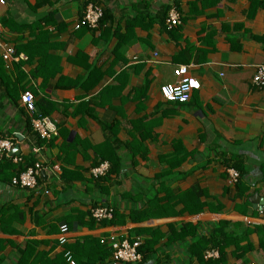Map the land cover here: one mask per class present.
I'll return each instance as SVG.
<instances>
[{"label":"crops","instance_id":"obj_1","mask_svg":"<svg viewBox=\"0 0 264 264\" xmlns=\"http://www.w3.org/2000/svg\"><path fill=\"white\" fill-rule=\"evenodd\" d=\"M90 3L103 7L101 25L77 28ZM172 7L181 24L169 29ZM0 22L25 57L7 64L0 53V136L20 133L24 157L12 161L16 172L0 160V264H17L29 244L39 264L74 246L82 264L99 261L92 239L112 233L142 239V259L123 264H201L189 252L194 237L171 241L172 229L192 223L197 237L210 236L222 221L239 246L253 248L229 244L219 264H264L256 230L264 225V87L253 83L264 63V0H4ZM184 64L201 87L186 103L169 102L161 87ZM27 88L57 121L49 141L20 103ZM35 161L44 188L7 180ZM101 161L111 170L97 179L91 170ZM237 167L232 185L227 169ZM193 188L199 198L184 196ZM191 203L202 210L186 209ZM99 205L112 206L114 219L94 220ZM143 209L151 216L133 222Z\"/></svg>","mask_w":264,"mask_h":264},{"label":"built area","instance_id":"obj_2","mask_svg":"<svg viewBox=\"0 0 264 264\" xmlns=\"http://www.w3.org/2000/svg\"><path fill=\"white\" fill-rule=\"evenodd\" d=\"M4 3V0H0ZM104 16V9L101 6L90 3L87 5L83 12L82 19L77 24V28L81 26H87L91 29L99 27L100 21ZM181 24L180 14L177 12L175 7H172L169 11V17L167 19V27L172 29ZM0 53L4 61L9 62L25 58L23 55L17 53L15 46L3 37V26L0 22ZM191 65H179L175 69V75L177 77L176 82L165 84L161 87V93L163 97L174 103H186L190 100L191 95L195 89H200L201 83L189 75V68ZM253 83L258 87H264V63L258 64L255 67L253 76ZM20 103L23 105L28 115L30 116L31 126L35 134L42 140H51L56 137L59 133L57 121L50 115L42 113L36 102V95L31 89L22 91L20 95ZM19 134L13 133L6 136L0 137V160H11L14 163L24 162V157L20 152H16V147L19 143ZM39 147L34 148V152H40ZM110 164L108 161L100 162L96 167L91 170V175L95 178L102 177L109 172ZM43 170L42 163L35 161L31 165H25L22 171H19L12 178V185L38 190L40 187L44 188L40 184L39 179ZM229 177V183L235 185L239 178V172L234 168L227 169ZM45 193H49L48 189L45 188ZM114 208L109 205H99L91 210V217L96 221L110 220L113 218ZM69 230L68 225L64 224L60 227L61 236L59 241L61 244L67 242V238L64 236ZM100 242L105 246L112 249V259L116 262L125 263H137L142 259V254L139 250L142 245V239L136 237L130 239L128 237L121 238L119 235L112 233L109 236H104L100 239ZM217 255L216 250H210L206 252V257H215ZM70 264H77L74 260H70ZM255 264V263H252Z\"/></svg>","mask_w":264,"mask_h":264},{"label":"trees","instance_id":"obj_3","mask_svg":"<svg viewBox=\"0 0 264 264\" xmlns=\"http://www.w3.org/2000/svg\"><path fill=\"white\" fill-rule=\"evenodd\" d=\"M24 90H26V89H24ZM46 103H47V101H46ZM42 107H43V105H42ZM44 114H49V111L44 112ZM4 162L6 164V167L13 168L15 170V172H16L15 165H14V163L11 160H6ZM101 162H103V161H101ZM3 166H4V164L0 163L1 169H4ZM237 168L238 169H236V170L239 172L240 178H239V180H238V182L236 184L239 185L240 184L239 182L241 181V176H242L241 172L243 171V169H242V167H237ZM23 169L24 168L19 169L17 171V173L19 171H22ZM110 170H111V164H110L109 171ZM118 170H119V165L118 166L116 165V167H114L112 165V171L117 172ZM15 175L14 174H9V176L6 177V178H7L8 181L9 180L12 181V178ZM102 177H99L97 179H100ZM246 189H247V187L243 186V193L246 191ZM197 191L198 190L196 188H193L189 192L185 193L184 196H186V197L190 196L191 197V196L194 195V198H199V196H198L199 194H196ZM185 208L186 209H190V210L192 209V210L198 212V211L202 210L203 205L202 204H198L197 205V204L191 203V204H186ZM150 211H151V209L150 210L143 209V210H138V211L135 210V211H133L131 213V217L130 218H131V220L133 222L144 221V220L148 219L149 216H151V212ZM1 214H2V212H0V228H3L2 227L3 219L1 217ZM115 215H116V212L114 213L112 219H114ZM112 219H110V220H112ZM230 225H231L230 222L222 221V222H220L217 225V227H215V229L213 230V232H212V234L210 236L197 237V234H198L197 227L192 225V223H186L184 225V227L181 229L180 232H177L175 229H172L173 236H171L170 239H171V241H176V240H181V239L185 238L188 235L193 236L194 237V242L191 245V247H189L190 255L197 257L201 264H206L208 262H209V264H219V263L223 262V258L226 255V248H227V246L229 244H235L236 246H238L237 247L238 249H242L241 250L242 252H244V251L246 252V251H248V250L253 248L251 246V244H248L246 246H241V245L239 246L238 245V241H240V240H238V236L236 238L234 233L230 231ZM256 230L259 232L260 237H261L260 250H261V253L264 256V225L256 226ZM245 233H249V230L245 231ZM243 235L244 234H242V236ZM239 237H240V235H239ZM92 242L96 246V248H98L101 251V255L102 256L99 259V261H95V262H92L91 258L89 257L87 263L88 264H97L99 262V264H103V262H105V259L112 255V249L107 247V246H105L104 244H102L100 242V240L92 239ZM59 243H60V241H59ZM64 244H67V242H65V243H63L61 245H64ZM141 246H140L139 250L142 253L143 252V247H141ZM31 247H32V245L29 244L26 247V249H24L22 251V254H21L22 256L19 259V262L17 264H39L40 262H42L43 255H40V256L39 255H35V257H33V248H31ZM210 250H218V252L220 254L219 257L218 258H213V259H212V257H209V258L206 257V252L210 251ZM206 259H208V260H206ZM59 260L63 264H70V260H74L77 264H82V261L77 256L76 246L68 247L67 250L65 251L63 257H60ZM60 261L56 262V260L53 259V260H51L50 263L51 264H59ZM123 263H125V262H119L118 264H123Z\"/></svg>","mask_w":264,"mask_h":264}]
</instances>
